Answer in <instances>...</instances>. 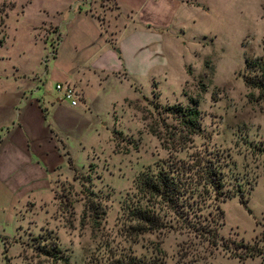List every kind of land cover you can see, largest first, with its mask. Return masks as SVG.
<instances>
[{
	"label": "rangeland",
	"instance_id": "obj_1",
	"mask_svg": "<svg viewBox=\"0 0 264 264\" xmlns=\"http://www.w3.org/2000/svg\"><path fill=\"white\" fill-rule=\"evenodd\" d=\"M183 1L168 29L150 34L140 51L134 52L133 41L145 39L144 33L122 29L115 36L116 48L127 49L126 77H110L105 86L104 95L116 102L103 108L105 122L110 114L109 135L100 134V148L86 159L83 152H73L77 165L55 178L48 202L27 201L15 208L0 201V264H54L34 248L42 238L55 240L67 256L62 264H95L124 254L157 256L164 264H264V97L255 90L248 97L241 78L244 56L264 51V0ZM62 2L0 0V56L36 73L39 93L55 91L52 80L42 85L45 70L52 75L71 71L74 51L89 48L83 40L86 21L64 15L57 25L63 44L50 62L57 31L50 23L33 25L44 18L42 10L58 9ZM96 3L101 22L107 21L106 13L115 16L108 10L111 2ZM7 64L0 59V69ZM188 97L196 99L200 131L180 141L173 117L163 108L185 105ZM199 153L217 159L222 189L235 192L210 195L197 210L214 223L212 243L188 226L192 219L188 224L176 218L136 186L140 172ZM134 204L158 212L165 226L144 232L132 228L127 208Z\"/></svg>",
	"mask_w": 264,
	"mask_h": 264
},
{
	"label": "crops",
	"instance_id": "obj_2",
	"mask_svg": "<svg viewBox=\"0 0 264 264\" xmlns=\"http://www.w3.org/2000/svg\"><path fill=\"white\" fill-rule=\"evenodd\" d=\"M98 1L111 2L113 8L108 10L115 16L106 13L107 21L101 22L95 13L96 0H63L58 9L42 10L44 18L33 25L34 29L36 24L50 23L57 31L53 63L63 44L57 26L61 18L66 15L86 21L88 32L83 40L89 48L84 52L74 49V68L56 75L45 70L42 76V85L52 80L53 84L67 82L74 86L81 94L75 105L60 99L58 91L39 93L36 73L25 72L14 61L0 56L8 63L6 69H0V201L4 204L17 208L27 201L33 205L48 202L55 178L69 174V162L77 165L73 152H83L86 159L94 148H100V134L105 131L107 138L109 135L110 114L106 113L105 122L103 108L116 102L104 95L105 86L110 77H126L127 49L116 48L115 36L122 29L144 33L145 39L133 41L134 52L140 51L150 42V34L168 29L174 21V9L186 4L183 0Z\"/></svg>",
	"mask_w": 264,
	"mask_h": 264
},
{
	"label": "trees",
	"instance_id": "obj_3",
	"mask_svg": "<svg viewBox=\"0 0 264 264\" xmlns=\"http://www.w3.org/2000/svg\"><path fill=\"white\" fill-rule=\"evenodd\" d=\"M1 42V40H0ZM242 83L248 89L247 96L264 97V51L256 56H244L241 71ZM187 104H168L163 109L165 113L173 117L177 126L176 132L180 141L188 140L190 136L200 131L199 111L196 107V99L188 97ZM69 167L73 170L72 164ZM222 170L216 158L205 153L192 155L186 161L181 159L169 160L156 168L155 171H143L136 177V186L143 197L153 199L169 208L182 221L188 222L207 243L217 240L214 223L206 220L197 212L208 196L216 198L221 195L230 197L235 192L223 190ZM239 202L244 205L245 200L239 197ZM249 211L248 208H246ZM93 213H97L96 207H91ZM129 218L134 223L135 230L144 232L159 229L164 221L162 215L150 209L147 205L134 204L128 206ZM221 212V210L219 211ZM211 223V224H210ZM194 226V227H193ZM244 248L247 255H252V249L246 244H239ZM37 253L53 261L54 264L64 263L67 256L57 246L53 238H42L34 245ZM246 255V256H247ZM240 257V255H238ZM95 264H164L157 256L149 258L137 257L132 254H124L115 258L107 259L104 262Z\"/></svg>",
	"mask_w": 264,
	"mask_h": 264
},
{
	"label": "built area",
	"instance_id": "obj_4",
	"mask_svg": "<svg viewBox=\"0 0 264 264\" xmlns=\"http://www.w3.org/2000/svg\"><path fill=\"white\" fill-rule=\"evenodd\" d=\"M54 47L55 42L54 46H51V49L49 51L50 54H52ZM54 90L60 93V99L67 101L70 105H75L78 101H80V92L74 86L67 82L55 83Z\"/></svg>",
	"mask_w": 264,
	"mask_h": 264
}]
</instances>
